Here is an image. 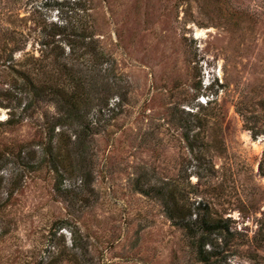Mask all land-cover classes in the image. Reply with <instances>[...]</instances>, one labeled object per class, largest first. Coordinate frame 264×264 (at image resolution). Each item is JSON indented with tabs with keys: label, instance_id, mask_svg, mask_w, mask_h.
I'll return each mask as SVG.
<instances>
[{
	"label": "rangeland",
	"instance_id": "374dc122",
	"mask_svg": "<svg viewBox=\"0 0 264 264\" xmlns=\"http://www.w3.org/2000/svg\"><path fill=\"white\" fill-rule=\"evenodd\" d=\"M77 4L123 80L100 122L88 105L77 152L56 128L63 177L37 145L53 105L0 124V264H198L139 175L229 217L246 243L231 263L264 264V0H0V25L59 24Z\"/></svg>",
	"mask_w": 264,
	"mask_h": 264
},
{
	"label": "trees",
	"instance_id": "16d2710c",
	"mask_svg": "<svg viewBox=\"0 0 264 264\" xmlns=\"http://www.w3.org/2000/svg\"><path fill=\"white\" fill-rule=\"evenodd\" d=\"M86 15V9L77 4L71 8L70 18L59 24L34 21L26 31L0 25V106L9 108L7 118L0 124L13 126L45 104L53 105V113L43 114L45 119L38 124L48 139L37 145L41 146L40 163L49 162L55 174L62 177L71 172L66 169L63 143L57 137L64 130L56 128L71 130L65 141L77 152L92 128L91 122H85L88 105L97 100L100 122L104 109L108 110L109 98L123 80L115 71L114 60L102 49L94 23L88 22ZM196 114H191L190 123L182 125L186 132L201 127ZM194 133L198 135L199 131ZM173 184L169 182L165 187L145 175L134 181L135 189L143 195L157 199L161 194L166 196L165 214L183 231L198 264H233L229 261L230 253L233 255L236 248L246 245L239 239L242 234L232 226L229 217L202 207L201 202L180 201Z\"/></svg>",
	"mask_w": 264,
	"mask_h": 264
}]
</instances>
